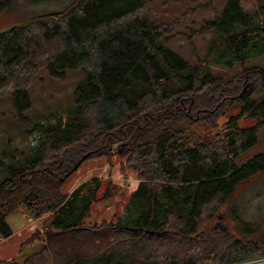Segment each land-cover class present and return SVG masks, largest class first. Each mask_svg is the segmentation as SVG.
<instances>
[{"label":"trees","instance_id":"obj_1","mask_svg":"<svg viewBox=\"0 0 264 264\" xmlns=\"http://www.w3.org/2000/svg\"><path fill=\"white\" fill-rule=\"evenodd\" d=\"M11 1L0 0V12ZM153 2L70 0L62 11L0 32V99L11 91L18 114L29 109L27 89L42 69L84 73L74 101L53 121L34 125L42 136L23 160L11 155L10 175L0 181V237L12 236L6 219L23 207L33 218L47 215L44 247L22 263L0 264H237L264 257V224L239 219L243 240L218 222L203 228L239 186L264 173V152L237 165L264 127V69L244 67L264 57V0H226L203 26L213 36L197 64L166 45L176 22ZM201 124L212 139L196 132ZM114 145L119 173L137 186L114 221L89 225L110 189L97 178L69 193L63 186L81 161L109 160Z\"/></svg>","mask_w":264,"mask_h":264},{"label":"rangeland","instance_id":"obj_2","mask_svg":"<svg viewBox=\"0 0 264 264\" xmlns=\"http://www.w3.org/2000/svg\"><path fill=\"white\" fill-rule=\"evenodd\" d=\"M70 0H60L47 3H30L28 0H12L11 4L0 12V32L16 25L28 23L33 17L46 13L64 10ZM226 0H154V5L163 17L171 22L175 20L173 31L165 35L166 45L190 64L204 61V56L211 45L212 32L205 33L203 26L214 18L215 11L223 9ZM238 66V65H235ZM246 69L261 67L264 69V57L248 61ZM224 72V67L216 68ZM84 80L81 71L58 72L51 76L46 69H42L32 79L27 89L30 102L29 109L18 114L13 107V95L8 91L0 99V181L10 175L9 168L14 165V160L21 161L28 149L41 137V133L35 130L34 125L44 122L54 114L61 113L66 106L74 101V93L77 86ZM234 109L218 121L222 124L225 120L238 113ZM196 132L206 140L213 138L214 133L206 124L197 127ZM120 146L111 148V157L91 156L81 161L78 170L72 174L63 186V193L71 192L84 181L97 178L102 181L103 189H110V197L95 204L90 216L86 219L89 225H98L101 222L114 221L128 199V196L136 188L137 181L130 175L120 174L118 171V158L115 154ZM264 152V127L259 131L258 143L247 150L237 160V165H242L254 156ZM12 155V156H11ZM101 194V198L104 195ZM235 208V212L230 209ZM25 215V216H24ZM23 207L9 215L6 222L13 236L0 243V259L20 263L26 256L39 251V248L31 246L40 242L43 234V221L47 215L35 218L32 225L26 223ZM239 219L264 224V173L250 179L239 186L231 199L219 209L214 220L204 225L211 227L216 222L228 226L230 234L239 240H243ZM202 231V227H200ZM199 229V230H200ZM264 257H258L246 262L263 261Z\"/></svg>","mask_w":264,"mask_h":264},{"label":"built area","instance_id":"obj_3","mask_svg":"<svg viewBox=\"0 0 264 264\" xmlns=\"http://www.w3.org/2000/svg\"><path fill=\"white\" fill-rule=\"evenodd\" d=\"M25 220H26V223L28 225H32L35 222V218H33L31 216H26ZM5 240L6 239L0 237V243L4 242ZM237 264H264V260L263 261H257V262H242V263H237Z\"/></svg>","mask_w":264,"mask_h":264},{"label":"crops","instance_id":"obj_4","mask_svg":"<svg viewBox=\"0 0 264 264\" xmlns=\"http://www.w3.org/2000/svg\"><path fill=\"white\" fill-rule=\"evenodd\" d=\"M25 216V215H24ZM12 232V231H11ZM14 235V233L12 232V236ZM31 246L37 247L39 248V250H41L44 247V242L43 240H40V242H36L33 244H31ZM38 252V251H37ZM36 253V252H34ZM33 253L29 254L28 256L32 255ZM28 256H26L20 263H22Z\"/></svg>","mask_w":264,"mask_h":264}]
</instances>
